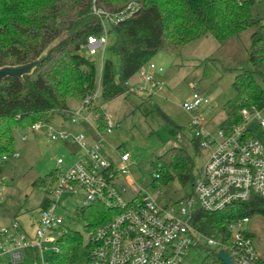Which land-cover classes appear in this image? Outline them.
<instances>
[{"label":"trees","instance_id":"obj_1","mask_svg":"<svg viewBox=\"0 0 264 264\" xmlns=\"http://www.w3.org/2000/svg\"><path fill=\"white\" fill-rule=\"evenodd\" d=\"M256 0H0V66L35 59L50 43L55 46L29 74L0 79V157L13 151V128H28L36 121L47 122L54 115L67 119L69 98L81 100L94 90V63L80 53L90 35L102 31L103 16L93 5L107 13H119L135 4L131 13L110 22L115 33L111 50L120 58L119 80H114L110 60L102 62L100 92L110 100L129 91L128 80L160 49H179L187 42L213 36L220 44L228 37L251 29L248 58L251 68L239 70L232 81L234 99L223 106L219 127L230 129L240 120V109L264 108V16L251 11ZM165 118L158 108H156ZM98 129L105 126L102 108L93 105ZM197 148L198 141L192 138ZM121 145L118 146L120 148ZM121 151H124L123 149ZM158 168L153 185L173 179L185 183L192 174L193 160L182 147H172L156 157ZM1 169V166H0ZM59 171L51 170L35 178L32 186L46 191ZM46 196L41 206L46 204ZM113 210L101 203L75 209L83 228L89 230L106 221ZM264 216V198L251 195L247 201L220 211L194 212V225L209 235L224 230L228 221L242 216ZM58 250L47 256L50 264H73L86 256L80 231L67 229L58 235ZM18 264H40L29 253Z\"/></svg>","mask_w":264,"mask_h":264},{"label":"built area","instance_id":"obj_2","mask_svg":"<svg viewBox=\"0 0 264 264\" xmlns=\"http://www.w3.org/2000/svg\"><path fill=\"white\" fill-rule=\"evenodd\" d=\"M92 8L97 15L115 22L128 16L135 4H128L127 9L119 13H107L94 5ZM104 43V36L90 35L84 45L94 53L97 48L103 49ZM147 69L161 71L162 67L148 62L138 68L140 77L153 84ZM136 87L143 90L139 85ZM92 95L81 99L80 106L90 110L95 118ZM206 102V97L193 93L182 107L191 111ZM262 110L264 108L242 107L238 123L230 129L218 126L216 136L205 129L198 117H193L190 122L193 137L198 146L208 147L210 151L192 177L191 192L165 204H159L141 191L135 192L130 200H122L125 189L118 183V177L123 175L127 179L129 154L120 150L118 157L112 158L102 150L104 134L113 127L108 117L103 129H98L95 120L97 138L89 145H85L82 132L72 133L63 128L53 131L48 127L50 136L74 141L82 152L76 155L66 172H59L46 190L49 196L46 195V204L41 206L34 225L25 229L16 220L9 225H0V264H18L31 252L37 255L40 264H50L44 250L52 244L51 252L57 251L58 235L71 229L57 211L59 200L63 193L76 192L82 199L75 209L98 202L113 210L109 219L86 230L84 264H188L186 259L191 250L205 251L200 264H224L217 255L220 250L234 264H264L252 234L244 228L249 216L231 219L215 236L203 232L193 223L197 209L220 211L247 201L251 195L264 198V132L263 140L253 137L248 123L251 118H256L264 129ZM80 119L89 121V115L80 114L79 109L68 110L67 120L77 123ZM43 123L36 121L28 128L39 130ZM10 155L0 157V166ZM60 162L62 160L58 159Z\"/></svg>","mask_w":264,"mask_h":264},{"label":"rangeland","instance_id":"obj_3","mask_svg":"<svg viewBox=\"0 0 264 264\" xmlns=\"http://www.w3.org/2000/svg\"><path fill=\"white\" fill-rule=\"evenodd\" d=\"M257 17L264 16V0H256L251 6ZM251 29L244 30L239 36H231L220 44L213 36L193 39L179 49H160L144 65L153 62L162 70L147 69L153 84L145 82L136 72L128 81L129 91L110 100H105L100 92L102 62L110 60L114 80H119L120 58L112 52L115 33L110 31L108 18L102 19L100 36L105 37L104 47L90 53L86 45L80 53L91 60L95 67L93 104L102 108L105 118L113 122L110 132L104 134L102 150L110 157L117 158L124 150L129 154V171L126 177L119 175L118 183L124 187L121 197L130 200L135 192L141 191L155 198L159 204L176 201L191 192L192 177L205 162L209 148L192 143L191 119L198 117L213 136L224 117L223 106L234 99L232 81L239 70L251 68L248 58ZM143 90H138L136 86ZM193 93L207 98L206 103L186 111L184 101L192 98ZM69 109H79L80 114L89 115V121L80 119L72 123L62 115H54L44 122L39 130L13 128L12 155L1 163L0 169V225L18 221L25 229L34 225L41 209V201L46 194L44 187L32 186V181L43 177L51 170L66 172L82 152L74 141L60 139L47 133L48 127L54 130L67 129L72 133L82 132L85 145L97 138L95 118L90 110L80 106V100L69 98ZM156 108L167 116L165 118ZM264 115V110L261 111ZM252 136L263 140V132L256 118L249 120ZM25 135V138H23ZM121 145L120 148L118 146ZM172 147H182L193 160L191 177L180 183L173 179L165 184L153 185V175L158 168L156 157L162 156ZM58 159L62 162L58 163ZM82 199L80 193H63L57 211L63 216L64 223L71 229L82 233L86 239L83 221L75 215L76 203ZM244 228L252 234L258 254L264 258V216H249ZM85 242V241H84ZM52 244L44 250L49 255ZM204 250H191L186 263L200 264ZM85 257L76 263L84 264Z\"/></svg>","mask_w":264,"mask_h":264},{"label":"water","instance_id":"obj_4","mask_svg":"<svg viewBox=\"0 0 264 264\" xmlns=\"http://www.w3.org/2000/svg\"><path fill=\"white\" fill-rule=\"evenodd\" d=\"M57 40L50 43L35 59L19 64L2 65L0 66V79L7 76H22L23 74H29L33 69L47 57L50 51L55 46ZM218 257L224 262V264H234L229 256L222 250L217 253Z\"/></svg>","mask_w":264,"mask_h":264},{"label":"crops","instance_id":"obj_5","mask_svg":"<svg viewBox=\"0 0 264 264\" xmlns=\"http://www.w3.org/2000/svg\"><path fill=\"white\" fill-rule=\"evenodd\" d=\"M129 80H130V79H129ZM129 80H128V81H129ZM127 83H128V82H127Z\"/></svg>","mask_w":264,"mask_h":264}]
</instances>
